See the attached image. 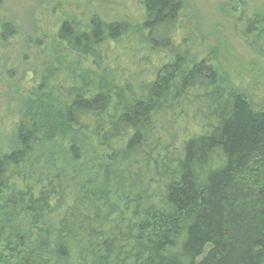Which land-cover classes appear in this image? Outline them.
Instances as JSON below:
<instances>
[{"label": "trees", "instance_id": "obj_1", "mask_svg": "<svg viewBox=\"0 0 264 264\" xmlns=\"http://www.w3.org/2000/svg\"><path fill=\"white\" fill-rule=\"evenodd\" d=\"M144 6L152 70L120 65L125 22L53 34L94 71L0 27V264H264V98L195 59L184 0Z\"/></svg>", "mask_w": 264, "mask_h": 264}, {"label": "rangeland", "instance_id": "obj_2", "mask_svg": "<svg viewBox=\"0 0 264 264\" xmlns=\"http://www.w3.org/2000/svg\"><path fill=\"white\" fill-rule=\"evenodd\" d=\"M184 3L181 37L187 40L195 59L210 54L222 76L247 89L259 102L264 98V38L261 34H247L243 17H264V0H184ZM144 11V0H0V27L8 22L17 29L12 50L25 44L24 54L36 58L40 47L55 46L61 56L68 57L72 68L94 71L89 58L52 41L53 34L66 20L77 22L80 30L87 29L89 19L94 16L109 22H125L131 30L117 43L114 52H124L120 65L136 71L144 67L152 70V62H161L163 55L149 49L141 39ZM169 51L177 52V48L171 47ZM29 85L25 82L20 89ZM4 102L15 107L10 98L0 94V105ZM3 129L0 115V136Z\"/></svg>", "mask_w": 264, "mask_h": 264}]
</instances>
